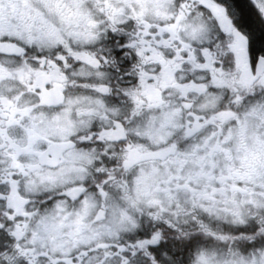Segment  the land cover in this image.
<instances>
[{
	"label": "snow or ice",
	"instance_id": "snow-or-ice-1",
	"mask_svg": "<svg viewBox=\"0 0 264 264\" xmlns=\"http://www.w3.org/2000/svg\"><path fill=\"white\" fill-rule=\"evenodd\" d=\"M0 264H264V0H0Z\"/></svg>",
	"mask_w": 264,
	"mask_h": 264
},
{
	"label": "clouds",
	"instance_id": "clouds-1",
	"mask_svg": "<svg viewBox=\"0 0 264 264\" xmlns=\"http://www.w3.org/2000/svg\"><path fill=\"white\" fill-rule=\"evenodd\" d=\"M123 73L121 71V68L119 66H116L115 71L113 72V80L112 83L116 84L117 83V79L122 76Z\"/></svg>",
	"mask_w": 264,
	"mask_h": 264
}]
</instances>
